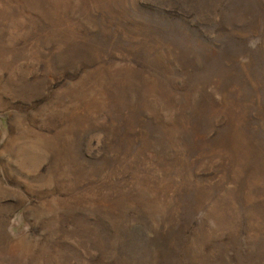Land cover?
Masks as SVG:
<instances>
[{
	"label": "rangeland",
	"instance_id": "374dc122",
	"mask_svg": "<svg viewBox=\"0 0 264 264\" xmlns=\"http://www.w3.org/2000/svg\"><path fill=\"white\" fill-rule=\"evenodd\" d=\"M0 264H264V0H0Z\"/></svg>",
	"mask_w": 264,
	"mask_h": 264
}]
</instances>
